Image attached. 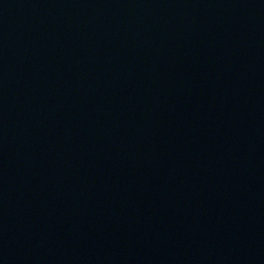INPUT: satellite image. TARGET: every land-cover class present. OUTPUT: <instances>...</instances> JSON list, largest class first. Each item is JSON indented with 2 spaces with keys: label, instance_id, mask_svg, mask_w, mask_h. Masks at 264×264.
Wrapping results in <instances>:
<instances>
[{
  "label": "water",
  "instance_id": "95a60500",
  "mask_svg": "<svg viewBox=\"0 0 264 264\" xmlns=\"http://www.w3.org/2000/svg\"><path fill=\"white\" fill-rule=\"evenodd\" d=\"M0 264H264V0H0Z\"/></svg>",
  "mask_w": 264,
  "mask_h": 264
}]
</instances>
